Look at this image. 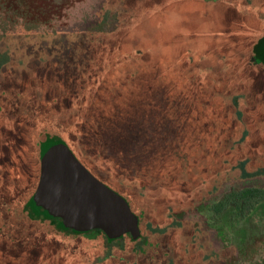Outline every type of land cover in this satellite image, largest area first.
Instances as JSON below:
<instances>
[{
	"label": "rangeland",
	"instance_id": "obj_1",
	"mask_svg": "<svg viewBox=\"0 0 264 264\" xmlns=\"http://www.w3.org/2000/svg\"><path fill=\"white\" fill-rule=\"evenodd\" d=\"M48 159L124 226L65 220ZM249 188L264 0H0V264H264V197L215 209Z\"/></svg>",
	"mask_w": 264,
	"mask_h": 264
},
{
	"label": "water",
	"instance_id": "obj_2",
	"mask_svg": "<svg viewBox=\"0 0 264 264\" xmlns=\"http://www.w3.org/2000/svg\"><path fill=\"white\" fill-rule=\"evenodd\" d=\"M55 155H58V153ZM46 164L47 167L44 171L47 174H45V177L49 176L48 172L53 174L50 176L49 186L56 193V197L53 198L54 206H58L66 212V214H62L65 220L72 218L74 221H80V218H89L87 215L90 214V220L95 224L114 223V226H117L120 223L124 226L128 219L127 212L123 208L114 207L113 204L106 205L108 213L99 216L103 218H95L96 210L99 211L98 208L102 201L93 198L94 192L91 191L99 189L101 186L94 183L91 177L88 176V172L77 165L74 159H48ZM93 210L94 212H92ZM109 212L111 213L109 214Z\"/></svg>",
	"mask_w": 264,
	"mask_h": 264
},
{
	"label": "trees",
	"instance_id": "obj_3",
	"mask_svg": "<svg viewBox=\"0 0 264 264\" xmlns=\"http://www.w3.org/2000/svg\"><path fill=\"white\" fill-rule=\"evenodd\" d=\"M253 196L255 197V199L253 200L252 204L261 200V198L264 197V190L261 191V190L249 188V189H245L241 191L240 193H234V194L227 195L223 201H220L218 205L216 204L215 209L217 212H222L225 210L226 206H228L230 202L236 203L237 198H240L241 201L247 202V199ZM251 205L248 204L247 205L248 208H250ZM254 206H256V203Z\"/></svg>",
	"mask_w": 264,
	"mask_h": 264
}]
</instances>
